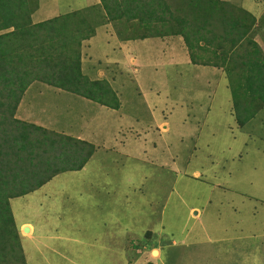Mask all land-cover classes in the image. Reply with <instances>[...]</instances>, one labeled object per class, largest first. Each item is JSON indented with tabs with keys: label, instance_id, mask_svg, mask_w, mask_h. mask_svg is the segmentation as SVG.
<instances>
[{
	"label": "rangeland",
	"instance_id": "rangeland-1",
	"mask_svg": "<svg viewBox=\"0 0 264 264\" xmlns=\"http://www.w3.org/2000/svg\"><path fill=\"white\" fill-rule=\"evenodd\" d=\"M53 1L41 0L51 8L70 0ZM88 1L71 4L77 11ZM225 1L264 17V0ZM99 38L90 53L110 76L119 108L85 104L56 88L41 91L31 107L51 116L46 103H53L48 128L89 142L94 152L82 170L10 201L26 264H129L159 243L162 264H189L193 250L178 247V239L190 229L191 208L200 218L192 230L204 234L200 226L208 225L216 238L231 235L256 250L250 264H264V106L240 125L228 79L186 62L181 45L137 41L113 53ZM255 40L264 52V38ZM194 234L186 244L199 242Z\"/></svg>",
	"mask_w": 264,
	"mask_h": 264
},
{
	"label": "trees",
	"instance_id": "trees-1",
	"mask_svg": "<svg viewBox=\"0 0 264 264\" xmlns=\"http://www.w3.org/2000/svg\"><path fill=\"white\" fill-rule=\"evenodd\" d=\"M96 5L33 23L35 0H0V264H26L10 201L60 173L80 171L94 146L16 118L29 86L39 82L118 109L105 80L81 70L82 43L108 22L122 41L181 37L190 63L221 70L240 125L264 106V17L224 0H98Z\"/></svg>",
	"mask_w": 264,
	"mask_h": 264
},
{
	"label": "crops",
	"instance_id": "crops-1",
	"mask_svg": "<svg viewBox=\"0 0 264 264\" xmlns=\"http://www.w3.org/2000/svg\"><path fill=\"white\" fill-rule=\"evenodd\" d=\"M35 1H36V7H35L32 15H31L33 23L43 22V21L51 19L55 16L66 14V13H69V12L76 10V8L73 7V5L71 4L72 0H70V1L65 0V1H68L69 3L63 7H62V5H60V6L54 7V8H51L49 5H43L41 0H35ZM53 2H56V0H54ZM228 2H231V1H228ZM97 3H99L98 0H92L85 7H88V6L90 7V6L96 5ZM120 30H122V27L118 24V21L108 22V23L103 24V25L99 26L98 28H96L94 36L91 37L89 40H86L82 43V47H81V70H82L83 75H85L89 80H98V79L105 80L109 83V85L111 87V81L112 80L109 79L110 76L102 68V64H100L101 61H98L95 63V59L93 60L91 53H90V51L95 47L93 45V39L96 37L97 34H100V38L98 39L100 44H105L106 48L108 47V50H111L113 53L116 49L121 50L122 46L124 48L130 42H137V41H140L145 46L147 45V42L155 41L157 49L161 48L162 44H166V45H170V46H173L174 44L178 45V46L181 45L182 50L184 51V54H185V59L187 58L186 62L191 64L190 60H189V56H188V51H187L181 37L171 36V37H164V38H148V39H144V40L122 41L119 38V36L117 35V31H120ZM105 33L110 35V36L108 35L109 38H106ZM111 37L113 38V41L111 40ZM174 39H177L178 41H175ZM256 43H257V41H256ZM88 52L90 53V56H89ZM146 54H148V53L145 52V55ZM86 59H87V61H86ZM90 63H92L93 65H89ZM135 63H136V60L133 57L129 58L128 64H130V67L135 66ZM111 64L116 65L117 63H115V61H112ZM191 65L199 67V65H193V64H191ZM201 67H206V68H210L212 70H217L216 68L208 67V66H201ZM136 69H135V71H136ZM84 72H86V73H84ZM90 72L93 74H96L95 78L93 76H87V75H90L89 74ZM219 73L222 75H225L221 71H219ZM218 77H219V75H216V78H218ZM46 89H53V87L48 86V85L43 84V83H39V82L32 83L29 86V88L26 90V92L24 93V96L22 97V99L18 105V108L16 111V118H18L19 120L25 121L27 123H32V124H35L37 126H41L43 128L50 130L48 128L49 126L47 124H45L44 121L49 120L50 118L53 119V116L56 112L55 105L53 103H51V105L49 103H46V107H48L51 116H49V115L45 116L42 114L36 115L37 111L34 110V108H31L32 104L35 102L36 98L38 101H40L38 98V96L42 94L40 92L44 91ZM34 93H38V95H36ZM32 97H35V98L32 99ZM70 98L71 97H65L64 96V103H65V101H67ZM82 99H83L82 102L85 104L94 103V102L87 100L85 98H82ZM231 100H232L231 114H233V110H232L233 109V99L231 98ZM70 101H72V99H70ZM68 103L69 102L67 101V104ZM101 107H103V106H101ZM104 108L109 110V111L114 112V109H110L107 107H104ZM29 110H31L32 113H29ZM51 126L54 127V125H51ZM51 131L55 132V130H51ZM56 131H59V130H56ZM64 133H65V135L73 137L69 132H65V131L61 132V134H64ZM74 138H76V137H74ZM194 209H196L198 212L193 211ZM198 215H199V210L197 208L189 209V215L186 219L185 226L190 225V229L186 230L185 232H182L180 238L178 239V247L181 245V243H183L184 247L182 249L193 250V251L188 252L191 255H195V258L192 261H190L191 263H189V264H250V262H251L250 257L256 256V254H255L256 250L255 249H247L248 247H244V245H242L237 238H233L231 235L230 236L225 235V236H220V237L216 238V236L214 234L212 235L206 230L208 225L207 226H205V225L200 226V230L204 231V234L199 232L198 231L199 229H197V230L193 229L192 230V228L196 224H198L200 221L199 220L200 218L198 217ZM191 220H192L191 224H188L189 221H191ZM26 226H27L26 224H22L20 226V228H22V232L24 234H26V236L29 238V237H31V227H30V231L28 229V232L25 233L24 229ZM205 230L207 231V233L205 232ZM194 232H195L194 236L195 235L199 236V242L197 241V239H194L191 244H189V245L186 244L185 241H188ZM217 239L219 240L218 246L220 248L216 247ZM126 243L124 245L125 247H126ZM160 244H161V246L159 247ZM144 247H145V252L140 253V255L138 256V257L143 259V262L140 261L139 260L140 258L138 259V257H137V258H131L130 259L131 263H129V264H138V261L140 262V264H162L163 263L162 259H161V248L163 247V243H159L158 246H153L150 248L146 245ZM155 252L157 253L156 255H154ZM179 261H180V259L178 258V262ZM254 264H257V263H254Z\"/></svg>",
	"mask_w": 264,
	"mask_h": 264
},
{
	"label": "water",
	"instance_id": "water-1",
	"mask_svg": "<svg viewBox=\"0 0 264 264\" xmlns=\"http://www.w3.org/2000/svg\"><path fill=\"white\" fill-rule=\"evenodd\" d=\"M24 232H25V233H26V232H28V229H27V228H25V229H24Z\"/></svg>",
	"mask_w": 264,
	"mask_h": 264
},
{
	"label": "bare ground",
	"instance_id": "bare-ground-1",
	"mask_svg": "<svg viewBox=\"0 0 264 264\" xmlns=\"http://www.w3.org/2000/svg\"><path fill=\"white\" fill-rule=\"evenodd\" d=\"M27 229H29L28 227H26ZM29 231H30V229H29Z\"/></svg>",
	"mask_w": 264,
	"mask_h": 264
}]
</instances>
